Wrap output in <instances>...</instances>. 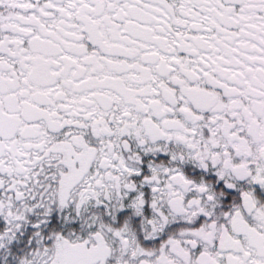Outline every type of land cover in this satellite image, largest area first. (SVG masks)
Returning <instances> with one entry per match:
<instances>
[{
    "label": "snow or ice",
    "instance_id": "1",
    "mask_svg": "<svg viewBox=\"0 0 264 264\" xmlns=\"http://www.w3.org/2000/svg\"><path fill=\"white\" fill-rule=\"evenodd\" d=\"M0 264H264V0H0Z\"/></svg>",
    "mask_w": 264,
    "mask_h": 264
}]
</instances>
